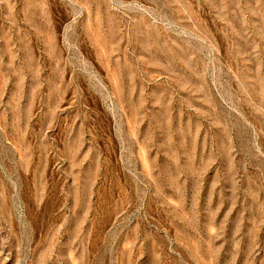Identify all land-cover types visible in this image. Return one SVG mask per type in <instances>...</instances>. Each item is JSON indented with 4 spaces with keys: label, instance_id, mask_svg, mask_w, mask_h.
<instances>
[{
    "label": "rangeland",
    "instance_id": "rangeland-1",
    "mask_svg": "<svg viewBox=\"0 0 264 264\" xmlns=\"http://www.w3.org/2000/svg\"><path fill=\"white\" fill-rule=\"evenodd\" d=\"M0 264H264V0H0Z\"/></svg>",
    "mask_w": 264,
    "mask_h": 264
}]
</instances>
